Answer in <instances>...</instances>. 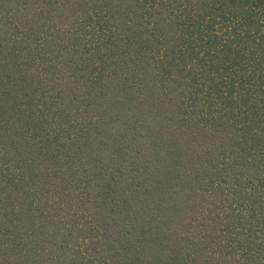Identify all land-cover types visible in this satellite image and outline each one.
Wrapping results in <instances>:
<instances>
[{"label": "trees", "instance_id": "trees-1", "mask_svg": "<svg viewBox=\"0 0 264 264\" xmlns=\"http://www.w3.org/2000/svg\"><path fill=\"white\" fill-rule=\"evenodd\" d=\"M0 264H264V0H0Z\"/></svg>", "mask_w": 264, "mask_h": 264}]
</instances>
